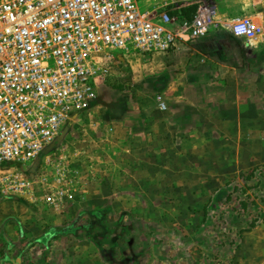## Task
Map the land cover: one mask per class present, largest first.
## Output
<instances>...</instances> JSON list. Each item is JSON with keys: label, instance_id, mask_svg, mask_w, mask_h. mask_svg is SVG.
Wrapping results in <instances>:
<instances>
[{"label": "rangeland", "instance_id": "obj_1", "mask_svg": "<svg viewBox=\"0 0 264 264\" xmlns=\"http://www.w3.org/2000/svg\"><path fill=\"white\" fill-rule=\"evenodd\" d=\"M220 5L224 10L219 9L217 19L222 23L231 24L243 15H250L262 27L256 38L242 40L250 48L247 57L253 58L258 46L264 44V0H222ZM151 57L145 60L136 54L114 53V60L106 65V72L97 84L95 98L64 121L63 136L58 142L36 160L11 166V171L27 180L29 186L14 193L0 191V199H16L45 217L56 210L72 214L68 224L58 228L46 226L44 237L31 239L35 257L28 261L30 264L40 257L43 264H60L63 259L68 260L67 255L72 256V251L82 259L90 249L99 264H264L261 259L254 262V257L240 248L243 232L252 230L244 229L253 220H258L257 225L264 222V144H261L264 123L258 122L255 141L240 146V171L217 184L210 182L207 191L182 194L102 191L105 204L92 207V190L99 188L98 183L103 190L111 182V179L105 182V167L112 173L113 183L122 184L126 179H121L123 172L128 174L130 185L136 184L132 173L137 162L130 155L136 149V140L129 139L140 132L138 126L144 117L151 118L147 113L152 108V97L138 92L143 87L152 89L148 81L152 69L143 67L152 61ZM258 75L257 88L264 90V74ZM253 99L264 104V97ZM258 119L264 121V113ZM125 135L129 139L121 143ZM107 136L114 140L106 144ZM107 150L111 151L112 159L105 158ZM143 161L144 167L139 170L143 176L138 179H146L152 170L149 167L152 161ZM203 172L209 174L207 169ZM120 197L128 199L126 207L113 206ZM145 197L165 207L158 204L157 208H138L136 203ZM209 203L205 220V207ZM170 204L175 206L170 208ZM58 233L66 238L52 241ZM85 264L96 263L92 260Z\"/></svg>", "mask_w": 264, "mask_h": 264}, {"label": "built area", "instance_id": "obj_2", "mask_svg": "<svg viewBox=\"0 0 264 264\" xmlns=\"http://www.w3.org/2000/svg\"><path fill=\"white\" fill-rule=\"evenodd\" d=\"M221 1L0 0V191L29 186L11 166L36 160L63 136L64 121L95 98L114 53L147 60L179 40L262 33L250 15L219 21ZM191 6L187 19L181 10Z\"/></svg>", "mask_w": 264, "mask_h": 264}, {"label": "crops", "instance_id": "obj_3", "mask_svg": "<svg viewBox=\"0 0 264 264\" xmlns=\"http://www.w3.org/2000/svg\"><path fill=\"white\" fill-rule=\"evenodd\" d=\"M220 8L223 6L219 4ZM166 9L175 14L170 7ZM193 11V6L181 10L187 19L192 18ZM248 49L241 39L224 33L194 41L179 40L173 52L152 55V61L143 65L152 69L153 75L148 80L152 89L143 87L138 91L139 95L152 97V108L147 113L151 118L144 117L140 121V132L135 138L129 139L125 135L121 140V143L126 139L136 140V149L130 154L137 162L132 173L136 184L130 185L128 174L123 172L121 179H126L122 184L113 183V175L105 167V182L107 179L111 182L103 190L101 183L97 184L99 188L92 190V207L105 204L102 191L108 194L203 192L207 191L210 182L217 184L240 171V146L255 141L257 124L264 123L258 119L264 113V104L253 99L264 97V90L258 89L256 83L258 74H264V44L258 46L253 58L247 57ZM161 104L165 106L163 111ZM110 140L114 139L105 137L106 144ZM105 153L106 159V156L112 159L110 150ZM143 160L152 161L149 166L152 170L146 179H138L139 170L144 167ZM203 169L209 174L206 175ZM128 170L126 167V173ZM209 177L212 178L210 181ZM158 204L149 202L146 197L136 203L140 209L157 208ZM116 205L126 207L128 199L116 198L113 206ZM173 206L170 204L169 207ZM33 210L30 205L13 198L0 199V264H30L28 261L35 257L31 239L44 237L46 226L62 227L72 219L71 212L64 210L51 212L47 217ZM59 234H55L54 239L49 238L55 242L66 238ZM242 237V252L248 251L254 262L264 260V222L243 232ZM67 258L60 264H85L92 260L99 264L92 257L91 249L82 259L73 251ZM35 261L34 264H43L41 257Z\"/></svg>", "mask_w": 264, "mask_h": 264}, {"label": "trees", "instance_id": "obj_4", "mask_svg": "<svg viewBox=\"0 0 264 264\" xmlns=\"http://www.w3.org/2000/svg\"><path fill=\"white\" fill-rule=\"evenodd\" d=\"M213 201H214V200L212 199V202H213ZM242 205L245 206V203L243 202ZM210 206H211V203H209V204L205 207V220L207 219V215H208V212H209V208H210ZM257 222H258V220H253V221L249 224L248 228H246V229H244V230H251V229H253L254 227L257 226ZM230 243H232V241H231Z\"/></svg>", "mask_w": 264, "mask_h": 264}, {"label": "water", "instance_id": "obj_5", "mask_svg": "<svg viewBox=\"0 0 264 264\" xmlns=\"http://www.w3.org/2000/svg\"><path fill=\"white\" fill-rule=\"evenodd\" d=\"M61 137H62V136H61ZM59 139H60V138H59ZM59 139H58V140H59ZM57 142H58V141H57ZM55 143H56V142H55ZM55 143H54V144H52V145H55Z\"/></svg>", "mask_w": 264, "mask_h": 264}]
</instances>
